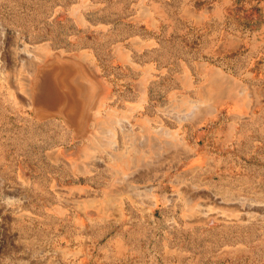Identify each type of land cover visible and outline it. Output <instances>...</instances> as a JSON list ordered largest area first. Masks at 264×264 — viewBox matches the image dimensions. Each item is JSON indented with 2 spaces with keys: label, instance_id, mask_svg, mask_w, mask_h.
<instances>
[{
  "label": "rangeland",
  "instance_id": "374dc122",
  "mask_svg": "<svg viewBox=\"0 0 264 264\" xmlns=\"http://www.w3.org/2000/svg\"><path fill=\"white\" fill-rule=\"evenodd\" d=\"M53 54L90 64L87 120L37 116ZM248 88L264 0H0V264H264V133L195 137Z\"/></svg>",
  "mask_w": 264,
  "mask_h": 264
},
{
  "label": "bare ground",
  "instance_id": "6f19581e",
  "mask_svg": "<svg viewBox=\"0 0 264 264\" xmlns=\"http://www.w3.org/2000/svg\"><path fill=\"white\" fill-rule=\"evenodd\" d=\"M27 52V51H26ZM31 53V52H30ZM21 55V56H20ZM49 55L42 58V61L36 68L34 80L30 81L28 90L30 101L36 106L38 117H47L48 115L59 114L68 123H75L76 117L81 120L88 119V96L91 93L92 68L90 64L84 63L82 60L74 56H67L60 59L57 55ZM19 57H30L27 53H18ZM41 56V55H40ZM18 59V58H17ZM90 63V62H89ZM38 68V69H37ZM216 74V73H215ZM94 75V73H93ZM218 75V74H217ZM216 75V76H217ZM211 76V75H210ZM212 77V76H211ZM217 79V78H216ZM216 81V80H215ZM225 81V80H224ZM218 82V81H217ZM227 82V81H226ZM215 83V82H214ZM228 83V82H227ZM210 84V83H209ZM224 84V83H223ZM215 85V84H214ZM217 85V84H216ZM226 85V84H225ZM221 86V85H220ZM99 89V84H95ZM207 88H209L207 86ZM206 88V89H207ZM97 89V90H98ZM210 90V89H209ZM215 91V90H214ZM96 97L100 96L98 91H95ZM93 94V93H92ZM101 94V93H100ZM204 95V94H203ZM94 96V95H93ZM91 97V96H90ZM95 97V98H96ZM93 101V100H92ZM96 102V101H93ZM31 103V102H30ZM29 105V104H28ZM95 105V104H94ZM33 106V105H32ZM101 106V105H100ZM34 107V106H33ZM35 109V108H34ZM104 110V109H103ZM199 110V109H198ZM97 112V111H96ZM109 113V112H108ZM107 113V114H108ZM35 114V113H34ZM94 114V113H93ZM100 115V113H99ZM33 116V115H32ZM109 116V115H108ZM92 117V116H91ZM95 115L92 117L94 118ZM100 117V116H99ZM107 117V116H106ZM49 118V117H48ZM58 118V117H57ZM61 118V117H60ZM108 118V117H107ZM54 119V118H53ZM95 119V118H94ZM109 119V118H108ZM126 119V118H125ZM36 121V120H35ZM61 121V120H60ZM65 121V122H66ZM91 121V120H90ZM95 121V120H94ZM98 121V120H97ZM109 121V120H108ZM119 121V120H118ZM38 122V121H37ZM41 122V121H40ZM48 122V121H47ZM89 122V120H88ZM87 122V123H88ZM120 122V121H119ZM146 122V121H144ZM44 123V122H43ZM85 123V122H84ZM96 123V122H95ZM102 123V122H101ZM136 123V122H135ZM149 123V121H148ZM86 124V123H85ZM100 124V123H97ZM84 125V124H83ZM101 125V124H100ZM106 125V124H105ZM111 125V124H110ZM82 126V125H81ZM95 126V125H94ZM99 126V125H98ZM124 126V125H123ZM105 126H101L102 129ZM109 127V126H108ZM121 127V126H120ZM125 127V126H124ZM123 128V127H122ZM156 128V127H155ZM100 130L101 132L103 130ZM111 129V128H110ZM121 129V128H120ZM147 129V128H146ZM145 129V130H146ZM33 130V129H32ZM69 130V129H68ZM85 130V129H84ZM107 130V129H106ZM128 130V129H127ZM155 130V129H154ZM122 131V130H121ZM130 131V130H129ZM128 131V132H129ZM148 131V130H147ZM43 132V131H42ZM72 132V131H71ZM76 132V131H75ZM79 132V131H78ZM110 132L109 130L107 131ZM155 135L160 134L155 130ZM35 133V132H34ZM73 133V132H72ZM98 133V132H97ZM106 133V132H105ZM168 133V132H167ZM166 133V134H167ZM43 134V133H42ZM75 134V133H74ZM78 134V133H77ZM76 134V135H77ZM122 134V133H121ZM127 134V133H126ZM153 134V133H152ZM164 134V133H163ZM96 133L81 131L80 137L93 138ZM109 135V134H108ZM128 135V134H127ZM34 136V135H33ZM110 136V135H109ZM121 136V135H120ZM123 136V135H122ZM155 136L148 138L154 140ZM45 138H48L45 137ZM124 138V137H123ZM144 138V137H143ZM157 138V137H156ZM160 138V137H159ZM80 139V138H79ZM95 139V138H94ZM93 139V140H94ZM98 139V138H97ZM81 140V139H80ZM156 140V139H155ZM170 140V139H169ZM145 138L144 142L146 143ZM100 142V141H99ZM98 142V144H100ZM102 142V141H101ZM165 142V141H164ZM169 143V142H168ZM174 143V142H173ZM103 144V143H102ZM107 144V143H106ZM139 144V143H138ZM153 145V144H151ZM128 146V144H127ZM144 146V145H143ZM164 146V145H163ZM84 147V146H83ZM166 147H169L168 145ZM124 148V147H123ZM134 148V147H133ZM159 148V147H158ZM127 149V148H126ZM84 151V150H83ZM113 151V150H112ZM158 152V151H157ZM120 153V152H119ZM137 155V154H136ZM158 156V155H157ZM85 157V156H84ZM111 158V157H110ZM82 159V158H81ZM115 159V158H114ZM112 161V160H111ZM106 162V160H105ZM144 168V167H143ZM113 175V173H112ZM125 178V177H124ZM129 178V177H128ZM130 179V178H129ZM116 183V181H115ZM147 186V185H146ZM151 187V186H150ZM139 194V192H138ZM133 195V194H132ZM111 199V198H110ZM142 199V198H141ZM108 208V207H107Z\"/></svg>",
  "mask_w": 264,
  "mask_h": 264
},
{
  "label": "crops",
  "instance_id": "0c3cea01",
  "mask_svg": "<svg viewBox=\"0 0 264 264\" xmlns=\"http://www.w3.org/2000/svg\"><path fill=\"white\" fill-rule=\"evenodd\" d=\"M213 68L215 69V67H212V69ZM252 89L248 88V91L245 92L244 110L240 112V115L234 114V112L231 111L230 106L227 104H221L220 108L217 107L214 112L204 116L203 126H205L203 129L201 128L195 136L196 138L204 139L202 143L203 147L208 148L209 150L215 145L225 148L227 143L234 141V139L231 138H252L247 135L244 136L242 133L244 130L241 131V134L234 135V130L232 129L234 126L235 128L242 129V127L248 125V123L253 124V126H251L252 132H254L253 138H256L255 135L258 134V130L264 133V120L258 122V119H255V115H253L252 112L257 108L260 111H263L264 103H252L250 101L251 99L255 100V96L258 94L255 89ZM199 127L200 126H198V128ZM216 138H218V140ZM225 138L230 139L225 140Z\"/></svg>",
  "mask_w": 264,
  "mask_h": 264
}]
</instances>
